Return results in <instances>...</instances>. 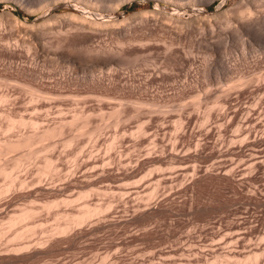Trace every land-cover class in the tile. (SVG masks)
Wrapping results in <instances>:
<instances>
[{"label": "rangeland", "instance_id": "374dc122", "mask_svg": "<svg viewBox=\"0 0 264 264\" xmlns=\"http://www.w3.org/2000/svg\"><path fill=\"white\" fill-rule=\"evenodd\" d=\"M114 1L101 0L88 15L78 0H0V99L8 98L0 101L7 113L0 116V139L31 133L30 120L76 123L32 144L36 156L14 172L13 158L27 150L0 159L24 182L7 189L9 179L0 174V258L16 252L21 260L0 264H264V140L252 141L264 137V27L258 36L225 25L228 18L236 25V17L222 11L241 0H183L196 3L183 8L170 0ZM90 11L112 28L88 40L65 32L74 22L70 15L90 19ZM174 18L184 25L171 23ZM45 21L53 29L41 41L47 58L27 52L19 37L20 27ZM117 27L127 28V37ZM6 47L19 51L5 56ZM21 117L27 125L6 128ZM84 204L104 213L80 226L73 218ZM25 209H34L32 217L6 224ZM69 220L66 234L56 230ZM19 231L27 235L17 238ZM26 243L36 246L27 249L33 256L12 248Z\"/></svg>", "mask_w": 264, "mask_h": 264}, {"label": "bare ground", "instance_id": "6f19581e", "mask_svg": "<svg viewBox=\"0 0 264 264\" xmlns=\"http://www.w3.org/2000/svg\"><path fill=\"white\" fill-rule=\"evenodd\" d=\"M33 1L34 0H28V2L30 3V4H32L33 3ZM39 1V0H38ZM52 1V0H51ZM101 0H78V2H80L82 5H84L83 6V8L85 9L86 8V12H87V14H88V10H87V8H91V9H94V8H96V7H99L100 5H98V3L100 2ZM120 1H122V0H115L113 3H115L116 5L117 4H119L118 2H120ZM171 2H173L177 7H179V8H183L184 6H193L194 7V4H196V3H194V2H190V1H188L187 3H183L182 1L183 0H170ZM55 2V1H54ZM39 3V2H38ZM112 3V2H111ZM113 3H112V5H113ZM109 5V4H108ZM108 5H106L107 7H108ZM233 6V5H232ZM234 7L235 8H231L230 10H225V11H222L224 14H226L227 16H232L233 15V18L234 17H236L235 18V20H236V25H234V23H232V22H229V18H228V21H226L225 20V22L227 23V24H225V25H228V24H233V25H230V26H236V30L237 31H239L238 29H241V31L242 30H247L248 32H252L251 34H253V35H258L259 36V31L261 30V28L262 27H264L263 25H264V0H241V2L239 1L237 4H236V6L234 5ZM111 8H112V6H111ZM110 8V9H111ZM221 11V10H220ZM91 12V11H90ZM148 12V11H147ZM98 11L96 12V13H93V12H91V14L92 15H94V17H91L90 19H88V18H86V17H83V16H75V15H70L71 16V19L73 18L74 19V22H73V24H72V26L70 25V27L71 28H67L68 29V31L66 30L65 32H68V34H69V32H71L72 34V36L71 37H75V39L76 38H78V39H83V40H88V39H90V38H92L93 36H95V35H97V34H101V32L103 31L104 32V30H105V32H107V30H109V28H112V27H110L111 25L113 26L114 25V23H110L109 21L108 22H105L104 20H101V19H98L97 17H95V16H97L98 15ZM141 13V12H140ZM217 13H219V11L217 12ZM221 13V12H220ZM223 13H222V15H223ZM86 14V15H87ZM164 14V13H163ZM166 14V13H165ZM89 15V14H88ZM205 15V14H204ZM203 15V16H204ZM217 15V14H216ZM133 16V15H132ZM138 16V15H137ZM168 16V15H167ZM169 16H171V15H169ZM169 16L168 17H163V18H166V19H168L169 18ZM223 16H225V15H223ZM90 17V16H89ZM99 17V16H98ZM158 16H156V18H157ZM197 17V16H196ZM198 17H200V16H198ZM197 17V20L198 21H200L201 20V18H198ZM209 17H212V15L211 16H209ZM69 18V17H68ZM102 18V17H101ZM131 18V17H130ZM154 18H155V16H154ZM206 18H208V15H207V17ZM205 18V19H206ZM216 18V17H215ZM227 18V17H226ZM226 18H224V19H226ZM166 19H164V20H166ZM169 19H171V18H169ZM196 19V18H195ZM194 18H192V20H193V22L194 21H196ZM200 19V20H199ZM107 20V19H106ZM159 20V19H158ZM158 20L157 21H155V22H158ZM161 20V19H160ZM172 20H174V21H171V23L172 22H178V23H180V24H183L184 25V23L182 22V21H180V20H178V19H176V18H174V19H172ZM175 20H178V21H175ZM204 19L202 18V21H203ZM207 20H209V19H207ZM72 21V20H71ZM127 21V20H126ZM126 21H124V22H126ZM163 21V20H162ZM167 21V20H166ZM180 21V22H179ZM206 21V20H205ZM168 22V21H167ZM182 22V23H181ZM185 22L187 23L188 21L187 20H185ZM189 22H191V20H189ZM188 22V23H189ZM192 22V23H193ZM197 22V21H196ZM195 22V23H196ZM72 23V22H71ZM162 23V22H161ZM192 23L190 24V25H192ZM198 23V22H197ZM202 23V22H201ZM207 23V22H206ZM109 24V25H108ZM124 24V23H123ZM123 24L121 25V23H120V25L121 26H123ZM152 24V23H151ZM166 24V23H165ZM168 24V23H167ZM179 24V25H180ZM198 24H200V23H198ZM221 24V23H220ZM44 25L46 26L47 24H46V21L45 22H43V23H41V24H39V25H36V26H22V27H20V28H22L21 30L23 31L22 33H23V35L21 36V33H20V31H19V33H20V36L19 37H22L20 40H21V42H23V44H25L26 45V51L28 50V51H31V49L34 51V53L37 55V54H39V53H42L43 54V57H44V54H49V49H48V47L47 46H45V44H43L41 41H42V38H43V34H45L44 32L45 31H48L49 33H50V31H52L53 29H52V27L49 29V28H46V27H44ZM126 25V24H125ZM130 25V24H129ZM158 25V24H157ZM169 25H170V22H169ZM176 25V24H175ZM178 25V26H179ZM182 25V26H183ZM209 25H210V20H209ZM42 26H43V28H42ZM69 26V25H68ZM171 26V25H170ZM181 25H180V28H183ZM187 26H189V25H187V24H185V28L187 27ZM229 26V25H228ZM128 27V26H127ZM172 27V29H173V25L171 26ZM118 28H120V27H117V29ZM124 28V27H123ZM121 28L120 30H119V33H124L125 35H126V37H127V34H126V32H127V28ZM175 28L176 29H178V27H176L175 26ZM179 28V29H180ZM52 29V30H51ZM62 29V28H61ZM72 29V30H71ZM168 29V28H167ZM170 30V29H169ZM175 29H173V31H174ZM262 30H264V29H262ZM73 31V32H72ZM115 31H116V29H115ZM172 31V30H171ZM179 31V30H178ZM182 31V30H181ZM240 31V32H241ZM47 32V33H48ZM60 32V31H59ZM58 32V33H59ZM63 32V31H62ZM183 32V31H182ZM46 33V34H47ZM111 33H113V31L111 32ZM117 33H118V31H117ZM131 33V32H130ZM143 33V32H142ZM176 33V32H175ZM179 33H181L180 31H179ZM183 33H185V32H183ZM261 33V32H260ZM123 34V35H124ZM248 34V33H247ZM42 35V36H41ZM70 35V34H69ZM124 35V36H125ZM250 35V34H249ZM67 36V35H66ZM98 36V35H97ZM260 36H261V34H260ZM17 37V36H16ZM67 37H69V36H67ZM129 37V36H128ZM158 37V36H157ZM12 38V37H11ZM153 38V37H152ZM69 39V38H68ZM74 39V38H73ZM129 39H131V37L130 38H128L127 40H129ZM262 39V38H261ZM6 40V39H5ZM59 40V39H58ZM53 41V40H52ZM79 41V40H78ZM132 41V39L130 40V42ZM174 41V40H173ZM76 42H77V40H76ZM151 42V41H150ZM82 43V42H81ZM121 43V42H120ZM124 43V42H123ZM127 43V42H126ZM136 43V42H135ZM152 43V42H151ZM92 44V43H91ZM131 44H132V42H131ZM138 44V43H137ZM17 45V44H16ZM86 45V44H85ZM141 45V44H140ZM142 45H143V43H142ZM141 45V46H142ZM169 45H171V43L169 44ZM10 46V45H9ZM18 46V45H17ZM60 47V46H59ZM112 47V46H111ZM143 47V46H142ZM89 48H91V47H89ZM105 48V47H104ZM99 51H100V49L99 48H97ZM185 49V48H184ZM56 49H54V51H53V53L55 54V56L56 55H62L63 53H61L60 52V50H59V52H56L55 51ZM90 50V49H89ZM17 51H19L18 49H15L14 47H6V49L3 51L4 52V55L5 56H12L13 54H15V53H17ZM27 51V52H28ZM32 51V52H33ZM94 51V48L93 49H91L90 50V53L91 52H93ZM97 51V50H96ZM95 51V52H96ZM102 51H104V50H102ZM129 51V50H128ZM52 52V51H51ZM21 54V53H20ZM34 54V55H35ZM51 54V53H50ZM35 55V56H36ZM37 56H39V55H37ZM42 56V55H41ZM55 56H53L54 58H55ZM52 56H50L49 58H51ZM58 57H60V56H58ZM44 58H47L46 56L44 57ZM105 61V60H104ZM31 66V65H30ZM24 68V67H23ZM208 69V68H207ZM23 70V69H22ZM20 71H21V69H20ZM24 71V70H23ZM22 71V72H23ZM26 71V70H25ZM207 72V71H206ZM210 72V71H209ZM30 74V73H29ZM253 74V73H252ZM38 75V74H37ZM260 75V74H259ZM256 76V75H255ZM251 77V76H250ZM253 77H254V75H253ZM6 79V78H5ZM42 79V78H41ZM205 79V78H204ZM241 79V78H240ZM248 79V78H247ZM254 79V78H253ZM253 79L251 78V80L253 81ZM258 79H259V77H258ZM22 80V79H21ZM43 80V79H42ZM210 80V79H209ZM254 80H256V79H254ZM244 81V80H243ZM247 83H248V80H245ZM251 81V82H252ZM245 82V83H246ZM254 82V81H253ZM29 83V82H28ZM6 84V83H5ZM23 85V84H22ZM25 86V85H24ZM57 86V85H56ZM30 87V86H29ZM231 87H233V86H231ZM15 88V87H14ZM19 88V87H18ZM230 88V87H229ZM9 89V88H8ZM34 89H36V88H34ZM95 90V89H94ZM101 92V91H100ZM41 93V92H40ZM142 94V93H141ZM42 95V94H41ZM50 95V94H49ZM90 96V95H89ZM98 96H100V95H98ZM2 98L0 99V101H2V102H5V101H7V96L6 95H2L1 96ZM10 97V96H9ZM39 97V96H38ZM104 97V96H103ZM31 98V97H30ZM33 98V97H32ZM37 98V97H36ZM64 98V97H63ZM100 98V97H99ZM124 98V97H123ZM10 99V98H9ZM34 99V98H33ZM128 99V98H127ZM149 99V98H148ZM44 100V99H43ZM84 100V99H83ZM130 100V99H129ZM34 101V100H33ZM136 101V100H135ZM198 101V100H197ZM46 102V101H45ZM54 102V101H53ZM84 102V101H83ZM76 103V102H75ZM136 103V102H135ZM147 103V102H146ZM256 103V102H255ZM257 103H258V101H257ZM85 105V104H84ZM223 105V104H222ZM256 105V104H255ZM86 106V105H85ZM225 106H227V105H225ZM254 106V105H253ZM72 107V106H71ZM210 107V106H209ZM73 108V107H72ZM211 108V107H210ZM185 109V108H184ZM254 109H256V107L254 108ZM51 110V109H50ZM72 110V109H71ZM9 111H10V109H9ZM46 111V110H45ZM225 111V110H224ZM4 112V111H3ZM230 112V111H229ZM12 113V112H11ZM38 113V112H37ZM40 113V112H39ZM50 113V112H49ZM49 113H47V111H46V113H45V115H48ZM60 113H61V111H60ZM80 113V112H79ZM84 113V112H83ZM90 113V112H89ZM100 113V112H99ZM98 113V114H99ZM247 113V112H246ZM4 114H5V112H4ZM4 114H2V111L0 110V116H4ZM7 114V113H6ZM5 114V115H6ZM34 114V113H33ZM72 114V113H71ZM118 114V113H117ZM120 114V113H119ZM118 114V115H119ZM156 114V113H155ZM209 114V113H208ZM227 114V113H226ZM70 115V114H69ZM95 115V114H94ZM97 115V114H96ZM7 116V115H6ZM35 116H36V114H35ZM54 116V115H53ZM57 116V115H56ZM62 115H60L59 117H61ZM65 116V115H64ZM73 116V115H72ZM82 116V115H81ZM135 116V115H134ZM10 117V116H9ZM46 117V116H45ZM74 117H75V115H74ZM87 117V116H86ZM93 117V116H92ZM137 117V116H136ZM249 118V115L248 116H246V118ZM3 118V117H2ZM63 118V117H62ZM78 118V116L77 117H75V119H77ZM100 118V117H99ZM248 118H247V120H248ZM0 119H1V117H0ZM35 119V118H34ZM65 119V118H64ZM67 119V118H66ZM74 119V118H73ZM209 119V118H208ZM244 119V118H243ZM252 119V118H251ZM15 120V119H14ZM72 120V119H71ZM70 120V122H69V120L67 121H65V120H61L60 119V121L58 120V122L57 123H55V124H53V125H51V124H48V123H46V124H48V125H46L45 123H44V125H41L40 126V123H37L36 121H31L30 120V122L29 121H27L28 123H29V125L31 124L33 127H35L34 128V130L32 131V129H31V133H26V134H20V135H17L18 137L16 138H11V137H9V138H7V137H5V139H0V159L2 160H4V162L6 161L5 159H7V157H8V154L9 153H11V155H12V153L14 152H16L17 151V153H18V150H27L25 153L23 152L22 154H20V155H18L17 157L15 156L14 158H13V161H14V163L13 164H11V167H12V171L14 172V169H18V168H20V167H22L23 166V164H25L24 163V161L26 160L27 161V159L29 160V161H31L30 159L32 158V157H34V156H36V151L37 150H33V149H30V148H32L33 147V145L32 144H34V143H39V142H41L42 143V141H43V143H45L46 142V140H48L49 141V139L51 138L52 139V137L54 138V137H58V136H60V135H63V134H65V130H63L64 129V127L66 128L68 125L69 126H71V124H73V123H75V122H72ZM230 120V119H229ZM6 121H7V119H6ZM56 121H57V119H56ZM75 121V120H74ZM84 121H86V120H84ZM108 121V120H107ZM244 121H246V120H244ZM256 121V120H255ZM1 122V121H0ZM11 123H12V120L10 121ZM9 121H8V125L6 126V128L7 129H10V128H12L13 127V125L16 123V124H18V125H20V127H23L24 125H27V123H26V121L21 117L18 121H14V123H12V124H9L10 123ZM71 123V124H69V123ZM242 122V121H241ZM259 122V121H258ZM6 123V122H5ZM52 123H53V121H52ZM67 125H66V124ZM86 123H87V121H86ZM264 122H262V124H263ZM76 124V123H75ZM85 124V123H84ZM89 124V123H88ZM87 124V125H88ZM92 124V123H91ZM247 124V123H246ZM250 124V123H249ZM255 124H257L256 122H255ZM21 125H23V126H21ZM65 125V126H64ZM99 125H102V124H99ZM241 125V124H240ZM243 125H244V122H243ZM248 125V124H247ZM246 125V126H247ZM264 125V124H263ZM262 125V126H263ZM85 126V125H84ZM97 127H95L94 129L96 130H98V129H100L101 128V126H98V125H96ZM113 126V125H112ZM142 126V125H141ZM140 126V127H141ZM180 126V125H179ZM242 126V125H241ZM246 126H244V128L247 130V129H249V128H247ZM19 127V126H18ZM26 127H28V126H26ZM87 127V126H86ZM249 127V126H248ZM254 127H256V125H254L253 123H252V127H250V128H254ZM25 128V127H24ZM82 128V127H81ZM88 128H89V126H88ZM108 128V127H107ZM113 128V127H112ZM239 128V127H238ZM264 128V127H263ZM2 129H3V125L0 123V131H2ZM7 129H6V131H7ZM78 129H80V128H78ZM102 129V128H101ZM255 129V128H254ZM16 130V129H15ZM77 130V129H76ZM94 130V131H95ZM102 130H104V129H102ZM106 130V129H105ZM116 130V129H115ZM128 130V129H127ZM241 130V129H240ZM243 130V129H242ZM241 130V131H242ZM262 130V129H261ZM5 131V130H4ZM8 131H10V130H8ZM63 131V134L61 133ZM69 131H70V129H69ZM68 131V132H69ZM78 131H80V130H78ZM82 131V130H81ZM83 131H84V128H83ZM117 131V130H116ZM249 131H250V129H249ZM251 131H252V129H251ZM250 131V132H251ZM255 131V130H254ZM77 132V131H76ZM75 132V134L77 135V133ZM87 132H89V131H87ZM91 132H93V131H91ZM249 132V133H250ZM253 132V131H252ZM263 132V131H262ZM7 133V132H6ZM9 133V132H8ZM17 133H19V132H17ZM84 133V132H83ZM100 133V132H99ZM124 133V132H123ZM140 133V132H139ZM243 133V132H242ZM249 133H247L246 132V134L248 135ZM74 133H73V136H70V137H72V138H67V140H65V141H62V142H65V144H68L69 142H67V141H72V139L73 140H75L74 139V137H76V135H75ZM115 134H117V133H115ZM245 134V135H246ZM258 134V133H257ZM75 135V136H74ZM246 135V136H247ZM263 135V134H262ZM9 136V135H8ZM78 136V135H77ZM121 136V135H120ZM245 136V137H246ZM264 136V135H263ZM83 137V136H82ZM94 137V136H93ZM248 137H250V135L248 136ZM3 138H4V136H3ZM92 138V137H91ZM97 138V137H96ZM117 138V137H116ZM121 138V137H120ZM139 138V137H138ZM264 140V137H259V138H255V136H254V139L252 140L253 142H256V141H260V140ZM44 140H45V142H44ZM81 140V139H80ZM243 140H246V139H242V141ZM248 140H250V139H248ZM74 142V141H73ZM53 143V142H52ZM61 143V142H60ZM257 143V142H256ZM256 143H254V144H256ZM259 143V142H258ZM257 143V144H258ZM261 143V142H260ZM47 144H48V146L50 147L51 146V144H49V143H46V147H48L47 146ZM72 144V143H71ZM113 144L114 143H112V145H110V146H112L113 147ZM254 144H252V145H254ZM39 145V144H38ZM37 145V146H38ZM69 145V144H68ZM104 145V144H103ZM109 145V144H108ZM120 145V144H119ZM32 146V147H31ZM36 146V145H35ZM42 148H44V144H42ZM65 146V145H64ZM46 147L44 148V149H46ZM66 147V146H65ZM38 148H39V146H38ZM41 148V147H40ZM57 148V147H56ZM55 148V149H56ZM72 148V147H71ZM96 148V147H95ZM107 148V147H106ZM116 148V147H115ZM51 149V148H50ZM50 149H48V150H50ZM53 149V148H52ZM39 150V149H38ZM83 150V149H82ZM55 151V150H54ZM66 151V150H65ZM60 152V151H59ZM108 152V151H107ZM16 154V153H15ZM45 154V153H44ZM83 154V153H82ZM105 154V153H104ZM228 154V153H227ZM5 155H6V157H5ZM39 155V154H38ZM41 155V154H40ZM264 155V154H263ZM3 156V157H2ZM110 156V155H109ZM226 156V155H225ZM253 155H251V157H252ZM255 156H256V154H255ZM262 156V155H261ZM261 156H258V157H261ZM5 157V158H4ZM9 157H10V154H9ZM26 157V159L24 160V158ZM28 157V158H27ZM41 157V156H40ZM43 157V156H42ZM100 157V156H99ZM76 158V157H75ZM92 158V157H91ZM90 158V159H91ZM250 158V157H249ZM256 158H257V156H256ZM33 159V158H32ZM39 159V158H38ZM70 159V158H69ZM251 159H253V158H251ZM263 159H264V157H263ZM8 160V159H7ZM9 160L11 161V162H13L10 158H9ZM46 160V159H45ZM262 160V159H261ZM261 160H256L257 162H256V164L257 165H260L261 164ZM34 161V160H33ZM76 161V160H75ZM108 161V160H107ZM8 162V161H7ZM10 162V163H11ZM28 162V161H27ZM248 162V161H247ZM252 162H254V161H251L250 163L252 164V165H254ZM3 163V162H2ZM1 163V165H0V174H2V176L3 175H5V177H8V179H9V182H8V187H7V185H6V187H7V189L9 188V187H11V186H13L14 185V180H16L15 181V183H17V182H21L22 184L24 183V182H22L23 181V179L22 180H19V178L18 177H16L17 179H15L14 177H12V171H11V173L9 172V171H7V169H8V167L6 166L7 165V163H6V165H3ZM35 163V162H34ZM45 163H46V166L48 167V166H50L51 167V169L50 170H53V169H55V166H54V168L52 169V167H53V164H52V161H51V159L50 158H47V160L45 161ZM75 163V162H74ZM249 163V164H250ZM264 162L262 161V164H263ZM8 164H9V162H8ZM27 164V163H26ZM30 164V163H29ZM52 164V165H51ZM65 164V163H64ZM108 164V163H107ZM256 164H255V167H256ZM13 165V166H12ZM104 165H105V161H104ZM78 166V165H77ZM246 166H248V164H246ZM250 167H252L251 165H249ZM42 167H43V165H42ZM49 167V168H50ZM96 167H98V166H96ZM106 167V166H105ZM29 168V167H28ZM49 168H48V170H49ZM60 168V167H59ZM92 168H94V167H92ZM232 168V167H231ZM234 168V167H233ZM232 168V169H233ZM40 169V168H39ZM98 169V168H97ZM229 169V168H228ZM245 169V168H244ZM250 169V168H249ZM9 170V169H8ZM28 170V169H27ZM41 170V169H40ZM48 170H43V171H45V173L48 171ZM37 171V170H36ZM70 171V170H69ZM238 171V170H237ZM38 172V171H37ZM41 173H42V171H40ZM49 172V171H48ZM54 172V171H53ZM67 172H68V170H67ZM72 173V172H71ZM74 173V172H73ZM225 173V172H224ZM231 173V172H230ZM229 173V174H230ZM20 174V173H19ZM58 174V173H57ZM20 175H22V174H20ZM18 176V175H17ZM21 177V176H20ZM22 178V177H21ZM47 178V177H46ZM25 179V178H24ZM5 180H6V178H5ZM42 180V179H41ZM30 181V180H29ZM27 182V181H26ZM49 182V181H48ZM20 183V184H21ZM83 183V182H82ZM20 184H19V186H20ZM39 184V183H38ZM37 184V185H38ZM25 185V184H24ZM27 185V184H26ZM29 185V184H28ZM35 185V184H34ZM88 185V184H87ZM122 185V184H121ZM22 186V185H21ZM53 186V185H52ZM5 187V188H6ZM34 187V186H33ZM51 187V186H50ZM124 187V186H123ZM14 188H15V185H14ZM20 188V187H19ZM18 188V189H19ZM31 188V187H30ZM89 188V187H88ZM37 189V188H36ZM51 189V188H50ZM60 189V188H59ZM90 189V188H89ZM6 190V189H5ZM16 190V189H15ZM27 190V189H26ZM102 190V189H101ZM153 190V189H152ZM2 191H4V190H2ZM10 191V190H9ZM14 191V190H13ZM20 191V190H19ZM62 191V190H61ZM90 192V191H89ZM89 192H86V193H88L89 194ZM99 192V191H98ZM152 192V191H151ZM2 193L3 192H1V195H2ZM70 193V192H69ZM126 193V192H125ZM5 194V193H4ZM6 194H7V192H6ZM81 194V193H80ZM123 194V193H122ZM151 194V193H150ZM127 195V194H126ZM86 197V195H83V197ZM150 196V195H149ZM79 197V196H78ZM82 197V198H83ZM77 198V197H76ZM124 198V197H123ZM150 198V197H149ZM3 199V198H2ZM85 199V198H84ZM91 199V198H90ZM69 200V199H68ZM71 200V199H70ZM80 200V199H79ZM63 201V200H62ZM29 203V202H28ZM32 203V202H31ZM37 203V202H36ZM53 203H55L56 205H57V203L56 202H53ZM66 203V202H65ZM73 203V202H72ZM93 203V202H92ZM41 204V203H40ZM49 205V204H48ZM70 205V204H69ZM80 205V204H79ZM101 205V204H100ZM31 206V205H30ZM47 206V205H46ZM63 206V205H62ZM66 206V205H65ZM68 206V205H67ZM83 206V205H82ZM6 207V206H5ZM106 207V206H105ZM108 207H110L109 205H108ZM22 208V207H21ZM101 207L100 206H92V207H90V205H85L84 204V206L82 207V209L78 212V215H76L74 218H73V223H76V224H80V223H83L85 220H87V219H89L91 216H94L95 214H97V213H99L100 211L102 212V208L100 209ZM112 208V207H111ZM1 209H3V208H1ZM20 209V208H19ZM24 209V208H23ZM44 209V208H43ZM49 209V208H48ZM55 209H56V207H55ZM68 209V208H67ZM143 209V208H142ZM34 209H25L24 211H22V213H20V215H17L16 214V216H13V217H10V218H8L9 219V221H8V223H6V224H8V226H11L12 225V227H13V225L14 224H18L20 221H23L24 219H28V217H32V215L34 214V212L35 211H33ZM20 211V212H21ZM2 212V211H1ZM37 212V211H36ZM42 212V211H41ZM40 212V213H41ZM3 213H6V212H3ZM39 213V212H38ZM102 213H104V212H102ZM136 213V212H135ZM147 213V212H146ZM2 214V213H1ZM0 214V215H1ZM73 214V213H72ZM107 214V213H106ZM15 215V214H14ZM65 215V214H64ZM101 215V214H100ZM47 216V215H46ZM72 216V215H71ZM97 216V215H96ZM61 218V217H60ZM26 219V220H27ZM54 219V218H53ZM65 219V218H64ZM30 220V219H29ZM36 220V219H35ZM71 220V219H70ZM69 220V221H70ZM57 221V220H56ZM68 221V223L66 222H64L65 224H63V226H58L57 227V231H59L60 233L61 232H65V234H66V231L68 230L69 231V228L72 226L71 224V222L72 221H70L69 222ZM4 222V221H3ZM47 222V221H46ZM58 223V222H57ZM60 223V222H59ZM3 224V223H2ZM39 224V223H38ZM5 225V224H4ZM40 225V224H39ZM71 225V226H70ZM75 225V224H74ZM73 225V226H74ZM87 225V224H86ZM20 226V225H19ZM45 226V225H44ZM80 226H81V224H80ZM28 227V226H27ZM40 227V226H39ZM47 227V226H46ZM75 227V226H74ZM4 228H5V226H4ZM10 228V227H9ZM17 228V227H16ZM1 229V228H0ZM6 229V228H5ZM4 229V230H5ZM25 228H23V230H24ZM28 229V232L30 231V230H32L33 229V225H32V229H31V227L30 228H27ZM34 229H35V227H34ZM9 230V229H8ZM22 230V229H21ZM22 230V231H23ZM25 231L27 232V230L25 229ZM24 231V232H25ZM35 231V230H34ZM52 231V230H51ZM1 233H0V236H1V234L3 235V228H2V230L0 231ZM5 232V231H4ZM20 232V233H19ZM19 232H17V234L15 233V236L17 237V236H19V235H22L23 234V236H24V234H26L27 235V233H23V232H21V231H19ZM80 232V231H79ZM22 233V234H21ZM58 233V232H57ZM71 233V232H70ZM19 234V235H18ZM30 234H32L31 232H30ZM39 234V233H38ZM59 235V234H58ZM61 235V234H60ZM14 236V237H15ZM53 236V235H52ZM57 236V235H56ZM66 236V235H65ZM13 237V236H12ZM11 237V238H12ZM13 237V238H14ZM17 238H20V237H17ZM32 238V237H31ZM49 238V237H48ZM1 239V238H0ZM21 239V238H20ZM31 240V239H30ZM39 240V239H38ZM19 241V240H18ZM24 241V240H23ZM27 241V240H26ZM47 241V240H46ZM20 242V241H19ZM35 243H36V241H34ZM43 242V241H42ZM46 243H48V242H46ZM23 244V243H22ZM30 244V243H29ZM28 243H26V245L24 244V245H19L18 244V246L17 245H15V247L13 246L12 248L14 249L15 248V250L17 251V252H19V254L20 253H22V251L24 252V250L26 249V251H28L29 249H30V251H33L35 248L34 247H36V246H34V247H32L31 245H29ZM40 244V243H39ZM27 245L29 246V247H27ZM40 245H42V244H40ZM44 245H45V243H44ZM43 245V246H44ZM4 246V245H3ZM26 246V247H25ZM33 248V249H31V248ZM37 247L39 248V246L37 245ZM45 247H47V246H45ZM23 248V249H22ZM43 248V247H42ZM13 249L11 250V253H12V251H13ZM28 249V250H27ZM39 249H37V251H38ZM40 250H41V248H40ZM230 250V249H229ZM9 251V250H8ZM26 251H25V253H24V257H25V254H26ZM37 251H35V252H37ZM42 251L44 252V250L42 249ZM239 251V250H238ZM3 252V251H2ZM14 252V251H13ZM29 252V251H28ZM41 252V251H40ZM43 252H41V253H43ZM46 252V251H45ZM230 252V251H229ZM261 252V251H260ZM10 253V254H11ZM15 253V254H14ZM14 253H12V254H14V255H18V253H16V252H14ZM29 253H31V252H29ZM39 253V252H38ZM40 253V254H41ZM254 253V252H253ZM2 254V253H1ZM11 254V256L10 255H7V256H9V257H4V256H2L1 258H0V262H9V263H11V262H14V261H18V260H20L18 257L20 256H13ZM28 254V253H27ZM32 254H34L33 252L30 254V255H32ZM35 254H37V253H35ZM44 254V253H43ZM22 255V254H21ZM30 255H28L27 256V258L30 256ZM42 255V254H41ZM251 255V254H250ZM33 256V255H32ZM34 256H36V255H34ZM38 256V255H37ZM254 256L256 257V255H252L251 256V259H252V257L254 258ZM21 258H22V256H21ZM26 258V257H25ZM25 258H23V259H25ZM27 258L25 259V260H27ZM32 258H34V257H32ZM207 258V257H206ZM212 258V257H211ZM227 258V257H226ZM231 258V257H230ZM229 258V259H230ZM250 258V257H249ZM23 259H22V261H23ZM29 259V258H28ZM105 259V258H104ZM223 259V258H222ZM255 259V258H254ZM259 259V258H258ZM250 260V259H249ZM21 261V260H20ZM248 261V260H247ZM258 261V260H257ZM256 261V262H257ZM212 262H213V260H212ZM252 262V261H251ZM250 262V263H251ZM17 263V262H16ZM214 263V262H213ZM231 263V262H230ZM248 263V262H247ZM187 264V263H186Z\"/></svg>", "mask_w": 264, "mask_h": 264}]
</instances>
